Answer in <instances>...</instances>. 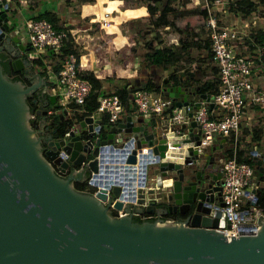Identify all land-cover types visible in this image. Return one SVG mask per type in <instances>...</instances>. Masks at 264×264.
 Instances as JSON below:
<instances>
[{
    "label": "water",
    "instance_id": "95a60500",
    "mask_svg": "<svg viewBox=\"0 0 264 264\" xmlns=\"http://www.w3.org/2000/svg\"><path fill=\"white\" fill-rule=\"evenodd\" d=\"M13 9L0 2V51L9 53L13 69L22 70L29 82L11 79L0 63V264H264V217L250 234L233 237L216 228L229 223L218 208L221 196L215 191L220 186L212 185L215 180L220 183L211 163L213 156L204 163L215 146L197 153L194 145L199 143L200 132L193 131L195 121L190 122L188 137L182 139L192 143L179 149L183 155L179 160H165V139L155 138L156 132L148 128L150 122L144 126L141 117L131 114L109 126L87 115L73 124L67 139L62 137L54 145L49 142L43 152V136L31 124L27 97L34 95L33 103L40 95L46 97L35 110L38 114L43 109V115L46 104H55L57 99L54 93L48 94L45 77L33 71L30 48L16 34L18 22L15 25L10 19ZM177 80L171 83L165 77L155 84L176 105L187 104L191 90L182 82L183 75H177ZM209 96L200 94L207 101ZM116 135L121 142H115ZM129 135L137 148L151 147L158 156V164L145 165L147 182L152 183L155 175V184L136 192L130 189L129 196L137 193V198L127 202L115 198L122 191L115 183L110 191L74 187V181L95 170L102 146H124ZM60 148L69 154L66 159L58 156ZM134 153L128 156L132 161ZM251 154L257 176L263 175L264 155L254 150ZM69 161L78 168L56 172L54 164L64 170ZM201 170L204 181H193L189 172L197 171L199 176ZM260 192L256 189L254 197ZM144 202L146 206H140ZM111 204L123 212L111 213ZM176 208L182 218L160 217ZM143 211L157 217L133 214Z\"/></svg>",
    "mask_w": 264,
    "mask_h": 264
},
{
    "label": "built area",
    "instance_id": "2783aa9c",
    "mask_svg": "<svg viewBox=\"0 0 264 264\" xmlns=\"http://www.w3.org/2000/svg\"><path fill=\"white\" fill-rule=\"evenodd\" d=\"M25 0H0L7 3L11 8H17ZM212 4L222 3L224 0H211ZM108 6L114 4L116 0H105ZM195 6L204 5L207 9V16L204 22L209 41V54L212 61L215 62L218 70L217 86L209 93V100L200 98L194 102L176 105L174 100L168 96L162 95L158 90L148 87L132 88L130 83L126 84L128 89L127 103L133 106L134 117H141L150 122L149 130L156 132L155 138H164L167 147L179 146V149L186 148L188 144L183 143L182 139L188 137V128L190 122H196L193 131L199 130V143L194 145L197 153H202L206 147L214 145L216 139L222 138L224 142V156L220 160V208L223 219L229 223V226L216 227L223 234L237 236L239 234L253 233L259 226V221L264 217V208L259 206L257 198L254 197L256 189L261 187V181L257 176L252 163L241 160L237 157L241 145V119L245 109V94L249 96V100L264 110V90L256 89L251 75L254 66L261 63L264 59V44L253 42L250 46L252 54L242 55L235 49V41L245 36L246 32H239L235 26H221L217 23L216 17L208 12L210 0H190ZM19 4V6H18ZM116 9L112 11L109 7H105L101 13L100 25L107 26L110 17ZM117 13V12H116ZM23 29L30 48L28 55L30 58L42 57L45 69V76L51 82L52 93L56 95L58 111L65 109L68 114H82L86 112L84 103L91 91V82L87 79L85 73L81 72L80 67L85 66V61L77 56L75 51H68L61 60L60 66L55 70L52 67L51 59L46 58L43 52L52 51L53 55L60 54L59 46L65 42L67 38V30L65 28H54L52 23L45 18L27 17L23 21ZM242 40V39H241ZM50 60V63L46 62ZM43 69V70H44ZM46 79V78H45ZM171 83L173 80H169ZM213 102V107L209 108V102ZM126 103L123 102L117 88L110 93L99 95L97 98L96 109L92 112L93 117L105 118L102 125L109 126L120 121L124 115ZM191 113L189 116L188 113ZM132 113V112H131ZM33 117V114H32ZM182 124H186L182 128ZM70 126L63 134L66 139L69 136ZM191 130V129H190ZM115 142H121V136L116 135ZM124 146H114L111 155L103 152L97 156V166L95 170L89 171L87 182L90 186L98 189L110 191L114 183H110L106 178L104 171L106 164L112 162H126L128 156L133 150L142 151V146L137 148L133 141V136L129 135ZM228 148L229 155L225 154ZM242 150V149H241ZM253 151V150H252ZM251 151V152H252ZM248 153L250 156L253 155ZM124 154V158H118ZM58 156L62 159L68 157V153L60 148ZM261 156V155H260ZM183 157V155H182ZM93 157L88 158L87 162ZM106 160H108L106 162ZM159 160H149L145 163L150 165L158 164ZM102 165H101V164ZM58 171L61 170L59 165L54 164ZM78 168V166H74ZM148 169L144 170V180L141 186H135L129 182V174L124 173L121 183H115L123 187L131 185V191H135L139 187L146 188L149 184H155L156 176H153L152 183L147 182ZM259 180V183L257 181ZM120 198V197H115ZM137 198V193L135 194ZM123 201V202H127ZM134 202V201H133ZM140 205V204H139ZM140 206L145 207L146 203ZM114 213L121 214L123 209H116ZM135 216H151L146 212H133Z\"/></svg>",
    "mask_w": 264,
    "mask_h": 264
},
{
    "label": "crops",
    "instance_id": "0c3cea01",
    "mask_svg": "<svg viewBox=\"0 0 264 264\" xmlns=\"http://www.w3.org/2000/svg\"><path fill=\"white\" fill-rule=\"evenodd\" d=\"M175 1V2H174ZM74 2L76 0H25L22 5L18 6L17 8L13 9L12 17H10L11 21L17 24V32L16 34L21 38L22 42H27L26 34L23 29V21L27 17H33L37 13H43L44 11L49 12L50 15L57 18L56 22L58 24L59 28H65L68 33V39L64 42L66 44V47L75 51L77 53V56L79 58H82L85 61V66L80 67L79 69L81 72L87 74L93 73L95 76L99 79L100 82V91L101 94L110 93L114 88H119L122 84H119L116 80H119L115 77L113 73L112 68V58L110 59L108 56H106L105 61L107 64H100L97 65L95 61H87V37L85 36L86 40L82 43L79 42L76 39L77 33H80L77 31V28H74L77 20H80V15H77L73 17V10L74 9ZM85 5L91 6L94 8V12H97L96 8H98L100 5L104 4V7H108L105 0H84ZM137 2L142 3L143 7L145 8L148 5H151L156 10L153 12V14H148L152 16L159 15L160 9L168 3V5L174 6L175 8H172L176 11H186L190 12L192 10H196L198 6H195L193 3L190 2V0H164L163 2H160V0H137ZM187 2V3H186ZM176 3V4H175ZM211 2L208 6V12L210 14H213L216 17L217 23L221 26H235L239 32H246L247 34L244 36H241V39H238L235 41V50L242 55H250L252 54V41L258 42L257 39H255V35L264 34V0H224L222 3L212 4ZM116 12L119 15L118 6L119 4H115ZM143 8V10H144ZM113 10V9H112ZM103 11V10H102ZM115 12V13H116ZM102 13V12H101ZM146 15V14H143ZM170 16V13L168 15ZM100 16L97 18L100 20ZM170 18H168L169 20ZM93 22V21H92ZM98 26L100 27H106L100 25V21H96ZM205 22V21H204ZM96 24V25H97ZM80 26H83V23L80 24ZM108 26V25H107ZM163 26L167 29L171 26L169 24H163ZM172 28V27H171ZM82 29V28H81ZM84 29V28H83ZM173 29V28H172ZM85 30V29H84ZM195 33V37H197V41H195L191 46L188 48V50L184 53L185 59L183 60H177V69L175 70L176 77L177 75H183L184 80L182 82H185L188 84L191 92L187 95L188 102H196V100L200 99V94L202 93H210L213 88L217 86L215 85V82L217 80L218 76V70L217 66L215 65V62L212 61L209 54V46H206L205 43H209L208 36L206 33V30L204 28V25L202 27H194L193 29ZM140 35L143 36L144 33L140 32ZM149 42L145 41V45L147 47V51L151 47H161L163 46L162 43L155 44L151 46V44H148ZM28 44V42H27ZM264 44V43H260ZM171 48V47H170ZM172 50H175L171 48ZM178 50V49H176ZM146 51V52H147ZM47 52H43V55L46 58L52 59L50 55H47ZM186 54V55H185ZM109 59H108V58ZM117 59V58H116ZM114 59V60H116ZM117 61L120 63L122 67L131 64L130 68L128 69V72L130 73V76L126 78V83H130L133 85V83H138L144 81L146 78H150L153 80V76L148 74L144 77L141 72L143 69H139L138 62L136 60L129 61V62H120L118 59ZM54 60H51L52 67L54 65ZM100 67L106 69L108 67L109 70H106L105 73H102L100 70ZM45 67L34 65L33 71H39L46 79L48 84V94L52 93L51 90V82L47 80V76H45ZM54 68V67H53ZM151 69V67H149ZM44 69V70H43ZM32 71V72H33ZM149 71V70H148ZM160 75L158 81H161L163 78L168 77L169 73L167 70V66L164 69H160ZM24 74V72H23ZM143 77V79H141ZM252 82L256 89L264 90V59L261 63H256L254 66L253 73L251 75ZM124 80V79H120ZM156 80V78H155ZM212 82L213 87L205 90L200 91L199 87L201 84L204 83V81ZM162 93V92H161ZM162 95H165L162 93ZM166 96V95H165ZM245 109L242 116V122H241V145L240 149L243 150L244 155H249L252 150L257 151L260 153V155H264V112L263 110L253 104L249 100V96L246 93L245 94ZM189 97H194L193 99H189ZM57 105V101L55 103ZM133 106L131 103H126V106L124 108L123 115L126 114H133ZM132 112V113H131ZM99 118V117H94ZM104 118V117H103ZM103 118L101 119V123H104ZM145 122H147V118L144 119ZM143 122V120H142ZM137 124H140L136 122ZM95 124V123H94ZM214 149L210 151L218 150L224 148V142L222 138L216 139L214 143ZM110 166H112L114 170V174L121 175L123 177L124 173L127 172L129 174V178L132 181V170L133 165L127 166L124 163L120 162H112L109 163ZM154 214V213H153Z\"/></svg>",
    "mask_w": 264,
    "mask_h": 264
},
{
    "label": "rangeland",
    "instance_id": "374dc122",
    "mask_svg": "<svg viewBox=\"0 0 264 264\" xmlns=\"http://www.w3.org/2000/svg\"><path fill=\"white\" fill-rule=\"evenodd\" d=\"M82 1L84 0H76V2H74V9L72 10L73 17L80 15V20L74 22V28H77V31L80 32L77 33L76 39L83 43L86 40L85 36L87 37V61H95L96 64L100 66V64H107V62H104L106 56L110 59L117 58L121 63L124 61L129 62L136 60V62H138L137 68L143 69L141 74L144 73L143 76L145 77L149 72V75L153 76L152 81L158 83L161 71L160 69H154V67L147 63L145 55L147 47L145 41L149 42L148 44H151V46L162 43L163 46L171 47L176 50L179 49L181 44L179 33L171 27L166 29L161 23V20H158V15H143L142 12L144 7L141 5L142 3L137 2V0H116L114 4L108 6L114 11L115 8H113V6L119 4L117 5L118 8H120L118 9L119 12L127 11L132 14H138L137 16L116 22L114 17L118 15V13L113 12L108 26L100 27L95 20L99 21L98 17L103 10L104 4L96 8L97 12H94L93 7H87ZM163 1L164 0H160V2ZM169 6L175 8L174 6ZM114 7H116V5ZM171 16L170 14V16H166V18H171ZM81 23H83V26H80ZM140 32H143L144 35L141 36ZM190 37V39H192L191 44L197 41V37L191 35ZM47 60L46 62L50 63V60ZM149 67H151V69ZM177 67L178 65L175 60L167 64L168 72L175 71ZM100 70L102 73H105V71L109 69L108 67H106V69L100 67ZM141 79H143V77H141ZM116 81L119 84L126 82V80L120 79ZM189 99L194 100V97H189ZM113 149L114 147L109 144L101 147L102 152L107 155H111ZM124 157L125 155L122 154L118 158ZM202 159L201 157L200 160ZM152 170L153 168L151 171Z\"/></svg>",
    "mask_w": 264,
    "mask_h": 264
},
{
    "label": "trees",
    "instance_id": "16d2710c",
    "mask_svg": "<svg viewBox=\"0 0 264 264\" xmlns=\"http://www.w3.org/2000/svg\"><path fill=\"white\" fill-rule=\"evenodd\" d=\"M114 6H113V8H115ZM155 10L156 9L154 7H152L151 5H148L144 8L142 14H147V13L153 14V12ZM168 13H170L172 15L169 20L166 18V15H168ZM137 15L138 14H132V13H129L127 11H122V12H120L119 15H116L114 17V20L116 22H119V21L128 19L130 17L137 16ZM206 16H207V9L204 5L198 6L196 10H192L190 12L189 11L188 12L176 11V10L170 8L168 3L166 5H164L160 9L159 15L157 18H158V20L159 19L161 20L162 24H169L177 33H179L181 44H180V47L178 50H172L170 47H167V46H161V47H156V48L151 47L145 54L147 63L150 66L154 67V69L155 68L156 69H164L168 63H170L174 60L177 61V60L185 59L186 56H184V53L191 46V42H192V39H190L191 38L190 35L195 36V33L193 31L194 27H202L204 25V21H205ZM33 17L34 18H45L52 23L54 28H56V29L59 28L58 24L56 22L57 18L50 15L49 12H47V11H44L43 13L42 12L37 13ZM66 39H68V38H66ZM255 39H257L258 43H264V34H259V35L256 34ZM205 44H206V46H209V43L208 44L205 43ZM26 45H28L27 42H26ZM59 51H60V54H55V55H53V52L50 50L47 52V55H50L55 62L53 65L55 70H57V68L60 66V60H61L62 56L65 53H67L68 51H72V50L67 48L66 44L62 43V45L59 46ZM42 55L43 54H41V56ZM12 59L13 58L9 55V53L6 50L0 51V63L3 67V72H5L13 80L20 79L22 82L28 84L29 80L24 77L23 71L13 69L12 64H11ZM32 63L34 65H37V66L38 65L41 67L44 66L43 61H42V57H40V56L32 59ZM111 64H112V68H113V73H114L116 78L126 80V78L130 76L128 69L130 68L131 64H128V65L122 67L120 65V63L114 59H112ZM175 73H176L175 71L170 72L167 78L169 80H173L174 83H177L178 80H177ZM86 77L91 82V91H90V94L88 95V97L86 98L85 103H84V107L86 109V112H84L80 115H78V114L74 115V119H76L77 123L80 120H82L85 116L92 114V112L96 109V106H97V98L101 94L100 82H99V79L95 76V74L90 73V74H87ZM125 83H123L121 86H119V88H117V93L119 94V96L121 97L123 102L127 103L128 89H127ZM216 84H217V80H216L214 86H216ZM140 86L148 87V88L154 89V90H159V88L156 86V84L150 78H146L144 81L140 82V84L133 83L132 88H136V87H140ZM212 87H213V83L205 80L204 83L200 85L199 90L203 92V91L208 90ZM33 97H34V95L28 96L27 101L30 105L31 114L36 115L35 103L32 102ZM55 107H57V105H55ZM37 119L40 120L39 118H37V116L35 117V119H34V117H31V124L33 125V127H34L33 123L35 120L37 121ZM104 119L105 118H103V121H104ZM53 124H55V123H53ZM70 124L72 125V123H70ZM65 125H67V123L62 122L61 128L64 129ZM101 135L103 136V135H105V133L102 131ZM227 151H229L228 148L225 149V154L229 155V152H227ZM237 157L241 160H245V161L252 163V164L254 162L253 157L250 155H244L243 150H241V149L238 151ZM256 173H257V171H256ZM258 178L260 179L262 184L260 187L261 192L257 197V203L259 204V206L264 208V174L261 176H258ZM86 180H87V177L83 180H76L73 182V185L75 188H77L79 190H89L92 192L96 191L97 188L90 186ZM136 219H137V217H136Z\"/></svg>",
    "mask_w": 264,
    "mask_h": 264
},
{
    "label": "flooded vegetation",
    "instance_id": "af4514ba",
    "mask_svg": "<svg viewBox=\"0 0 264 264\" xmlns=\"http://www.w3.org/2000/svg\"><path fill=\"white\" fill-rule=\"evenodd\" d=\"M23 44H24V46H28V45H26V42ZM37 96H38V94H37ZM45 99H46V97H42V95H40V97H38L37 103H35V107L37 108V105L42 101L44 102ZM45 109H46V113L44 115L42 113L43 109L40 111V113L33 115L34 119L36 116H37V118L40 119V120L37 119V121L35 120L33 124H34L35 129L37 130V133L39 135L43 136L41 139L43 152L46 151L47 149H49V147H50L49 142H51V145H54L56 141H58L59 139H61L63 137L64 132L70 126H72L73 124H75V125L77 124L76 119H74L73 115L68 114V112L66 110H65V112L58 111L55 107V104H50V103L46 104ZM62 122L67 123V125L64 126V129L61 128ZM53 123H55V124H53ZM70 123H72V125ZM41 129L43 131L40 133L39 130H41ZM68 156H69V154H68ZM209 156H213L211 163H212V166L214 167V173H219V175L221 176L220 160L224 156V151L222 149L212 151L206 157L204 163H207L209 161ZM54 168H55L56 172H58L55 166H54ZM70 168H74V165L72 164L71 161H69V168H67V171H69ZM189 174H190L191 179L193 181H200V182L204 181L205 177H204V171L203 170H201L199 176H197V171H193V172L190 171ZM215 183H216V180H215ZM215 183H213L212 185L213 186H220V183H218V184H215ZM215 192H216V194L220 193V189H217ZM217 196H218V194H217ZM216 203H219V202L216 201ZM109 208H110L109 210L111 213L115 212V210H113L114 207H112V204ZM156 215H157L156 213L151 214V216L148 219H153V218L157 217ZM160 217H163L164 219L182 218V216L179 214L177 208L175 210H171V212L160 213Z\"/></svg>",
    "mask_w": 264,
    "mask_h": 264
},
{
    "label": "bare ground",
    "instance_id": "6f19581e",
    "mask_svg": "<svg viewBox=\"0 0 264 264\" xmlns=\"http://www.w3.org/2000/svg\"><path fill=\"white\" fill-rule=\"evenodd\" d=\"M181 156H182V152L179 151V146L173 145V146H169V148L166 150L164 159L165 160H179ZM134 158H135L134 161L128 158L126 160L127 163L123 161L120 163L121 164L124 163L127 166L133 165L134 168L131 174L132 181L129 179V182H132L135 186H141L144 180L145 163L149 160H153V161L157 160L158 156L152 154L149 148H143L142 151L135 150ZM107 161L108 160H106V162ZM114 170L115 169L112 166H110V164H106L104 171L107 174V176L103 180H107L110 183L124 182L122 181L123 177L121 175L114 174ZM131 187L132 186L130 184L125 185L123 187L121 194H120V198H119L121 201H126L128 199L134 200V196H135L134 194L132 196H129V190Z\"/></svg>",
    "mask_w": 264,
    "mask_h": 264
}]
</instances>
